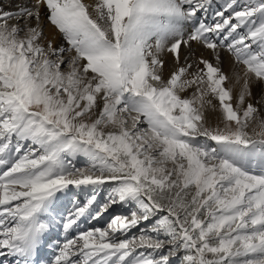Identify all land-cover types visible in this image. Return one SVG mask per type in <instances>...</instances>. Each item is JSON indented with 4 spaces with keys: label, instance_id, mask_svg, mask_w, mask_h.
I'll return each mask as SVG.
<instances>
[{
    "label": "snow or ice",
    "instance_id": "6c2138e0",
    "mask_svg": "<svg viewBox=\"0 0 264 264\" xmlns=\"http://www.w3.org/2000/svg\"><path fill=\"white\" fill-rule=\"evenodd\" d=\"M215 3H0V264H264V0Z\"/></svg>",
    "mask_w": 264,
    "mask_h": 264
},
{
    "label": "rangeland",
    "instance_id": "374dc122",
    "mask_svg": "<svg viewBox=\"0 0 264 264\" xmlns=\"http://www.w3.org/2000/svg\"><path fill=\"white\" fill-rule=\"evenodd\" d=\"M17 1H20V0H17ZM26 1V3H25V5H23V7H27V6H30V4L32 3V0H25ZM2 2H4V1H2ZM221 2V3H220ZM85 3H87L86 1H85ZM224 3V0H216V3H215V5H216V7H219L220 5H222ZM4 4H6V3H4ZM14 6V5H13ZM12 6V7H13ZM22 7V6H21ZM43 9H45V13H44V15H43V19H44V22H43V29H44V27H45V24L46 23H49L48 21H47V12H48V10H47V8L46 7H42ZM9 10V9H8ZM12 22H14V21H12ZM44 36H45V34H44ZM67 44V43H66ZM67 47V46H66ZM225 55H227L228 57H229V59L230 60H228L226 57H225ZM187 56H188V54H187ZM196 59V57L195 56H193L192 58H191V61L190 62H192L193 60H195ZM222 59H223V63H222V69H223V71L226 73V74H228V76L230 77V79H229V81L226 83V87H229L230 89H232V93H233V100H232V103H233V105H234V107L236 106V103H237V99H238V95H239V92H240V90H241V88H242V85H243V80L242 81H239L238 82V84H237V80H236V73L237 72H240L241 74H242V70H243V65H235L234 66V61L232 60V58H231V54L230 53H228V52H223L222 53ZM184 61H185V59H184ZM212 62L215 64V60L214 59H212ZM232 63V64H231ZM174 64V65H173ZM175 64L177 65V63L176 62H174V63H169L168 64V68H166L167 69V71L169 70V72H171V71H173L177 66H175ZM179 66H183V65H179ZM62 67H66V65L65 66H62ZM193 70V69H192ZM193 71H195V69L193 70ZM169 75V74H168ZM168 75H166L165 77L167 78V76ZM230 82V83H229ZM234 84L237 86H234ZM256 85V87L258 88V90L260 91V92H258L257 91V95H259L258 97H255L256 96V94H255V92H253L252 91V102L253 103H255L257 100H259L260 99V97H261V95H262V93H264V83H261V82H258V81H256L255 79H253L252 81H251V87H253V86H255ZM240 86V87H239ZM252 90V89H251ZM254 93V94H253ZM185 95H190V93H185ZM247 102V101H246ZM213 104L214 105H216V110H213V109H211V108H206V110H205V114H206V117H207V115L208 114H217L218 116H220V112H219V103H218V101L217 100H215V99H213ZM262 114H264V113H262ZM211 121L209 120V123H210ZM217 122H215L214 124H216ZM211 125H212V123H211ZM213 126H215V125H213ZM222 126V125H221ZM75 163L77 164V166L78 167H80V166H85L86 164H87V160H86V158H84L83 156H80V157H77V159H76V161H75ZM104 192L102 191L101 192V196L103 197L104 196ZM69 208H70V204L69 205H67ZM128 213V208L126 207V206H123V205H117V206H115L112 210H110L109 211V213H107V214H105L104 215V217L102 218V219H100L99 221H91V222H87L84 226L85 227H90V226H99V227H104V226H106V224L108 223V221L111 219V217L113 216V215H116V214H127ZM142 227H143V225H142ZM136 231H138V230H133V232L135 233ZM61 234H63L62 233V231H61ZM60 238V237H59ZM61 239V238H60ZM62 240V239H61ZM47 259V258H46ZM173 264H179V260L178 259H176V260H173Z\"/></svg>",
    "mask_w": 264,
    "mask_h": 264
},
{
    "label": "bare ground",
    "instance_id": "6f19581e",
    "mask_svg": "<svg viewBox=\"0 0 264 264\" xmlns=\"http://www.w3.org/2000/svg\"><path fill=\"white\" fill-rule=\"evenodd\" d=\"M2 1H4V2H2ZM87 3H89V4H93V3H95L96 2V0H85ZM0 3H3V5L5 6V8H6V10H15L18 6L19 7H23V5H25V3H26V1L25 0H20V1H17V0H0ZM4 3H6V4H4ZM221 3V2H220ZM14 5V6H13ZM13 6V7H12ZM216 6V5H215ZM44 13H45V9H43L42 7H41V14H42V17H43V15H44ZM43 21H44V19H43ZM44 34H45V38L47 39V38H51V37H54L55 38V45L56 46H60V45H63V46H67V44H66V41H64V39H63V36H62V34L61 33H59L58 32V30H56L55 28H54V26L53 25H51L50 23H46L45 24V27H44ZM192 50L194 51V53H195V57H198L201 53H203L204 54V56H205V58H208L209 60H212L213 59V56H212V53L211 52H209V51H205L203 48H202V46H200V45H198V44H193L192 45ZM188 49L187 48H182V55H181V59H180V61H179V63L176 65L175 64V66H177V67H179V65H184L185 64V61H184V57L185 56H187V54H188ZM225 57L228 59V60H230L229 59V57L227 56V55H225ZM162 59L164 60V62H165V68H164V74H165V76L166 75H168V74H170V72H169V70L167 71V69L166 68H168L167 66H168V64L169 63H174V62H176L175 60H174V58H173V55L171 54V53H167V52H165V53H163L162 54ZM191 61V59L188 61V62H190ZM232 64V63H231ZM174 65V64H173ZM201 67H202V65H201ZM169 69V68H168ZM193 70H194V68H193ZM240 81H242V80H240ZM230 83V82H229ZM240 83V82H239ZM237 84H238V82H237ZM234 86H236L235 84H234ZM237 87V86H236ZM240 87V86H239ZM251 91H253V92H255V94L257 93V91L258 92H260L259 90H258V88L256 87V85L255 86H253V87H251ZM254 94V93H253ZM260 95V94H259ZM259 95H257L256 94V96L255 97H258ZM219 116L217 115V114H208L207 115V118H208V120H210L211 122H210V124L212 123V126L213 125H215L214 123L215 122H218V120H217V118H218ZM60 238L61 239H63V234H61V232H60ZM47 258V257H46Z\"/></svg>",
    "mask_w": 264,
    "mask_h": 264
}]
</instances>
